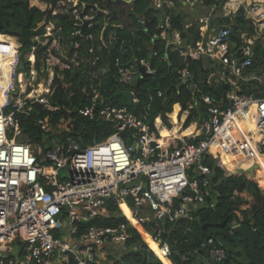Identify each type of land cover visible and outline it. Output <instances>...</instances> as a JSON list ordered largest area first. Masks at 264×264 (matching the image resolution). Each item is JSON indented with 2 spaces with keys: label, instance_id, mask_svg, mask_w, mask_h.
Listing matches in <instances>:
<instances>
[{
  "label": "built area",
  "instance_id": "obj_1",
  "mask_svg": "<svg viewBox=\"0 0 264 264\" xmlns=\"http://www.w3.org/2000/svg\"><path fill=\"white\" fill-rule=\"evenodd\" d=\"M66 1L74 3L73 39L77 36L93 38L91 28L99 11L106 19L98 47H109L115 42L113 32L108 39L105 37L112 15L110 8L88 5L85 0H60L58 6ZM212 1V4L206 0H152L151 3V7L161 13L152 43L156 38H163L185 58L186 64L176 70L179 83L194 87L190 61L208 58L214 66L208 83L230 85L219 101L211 94L202 95L208 118L202 123L195 122L190 134H184V130L191 126L184 128L183 125L178 126L179 131L173 132L169 139L154 134L147 115L136 114L126 104L106 102L108 96L102 91V80L90 78L94 84L87 104L68 108L70 115L61 116L57 122H53L50 115L37 118L36 124L44 132L61 127L63 132L59 140L22 141L19 138L23 128L17 112L29 113L37 103L53 111L60 109L51 102L55 91L52 59L46 61V79L32 83L26 77L31 84L26 85L25 91L16 84L10 103L0 108V264H121L122 253L127 250L126 244L131 237L130 228L141 234L163 263L145 235H149L158 244L160 253L170 259L173 251L164 238L166 224L181 219L198 220L201 208H214L217 204L213 171L205 162L207 156L226 154L235 160L253 150L264 155V95L254 90L244 91L245 83L250 90L248 84L252 80L264 86V67L261 72L252 69L254 45L258 39L264 45V0L246 6L247 16L256 27L252 36L246 32L241 34L247 43L244 48L237 46L232 24L211 25L213 12L221 0ZM196 7H200L202 13L194 16L186 27L198 22L201 38L182 46L180 31L171 29V10L189 8L194 11ZM86 19L88 23L83 34L82 25ZM137 22L149 30L148 19L140 16ZM57 33L48 30L44 36ZM73 39L72 48H78V40L74 42ZM35 49L33 46L29 58L32 65L36 62ZM129 52L126 45L121 47V54ZM114 66L117 79L130 86L121 88L131 91L139 78L156 72L147 57L125 61L122 56H116ZM18 73L16 65V75ZM32 79L35 80V76ZM158 94L162 96L163 92L159 90ZM133 100L139 103L138 93H134ZM197 103L196 100L190 102L189 107ZM73 115L110 122L115 131L86 144L84 139L80 140L83 137L76 129ZM250 122L254 129L248 127ZM236 125H239L238 134L234 132ZM43 143H49L48 147L44 148ZM258 165L255 161L252 166ZM63 169L66 174L61 173ZM110 200L117 203V216H125L127 220L115 225L92 223L112 215ZM122 203L129 208L130 216ZM242 224L234 220L230 231L234 233ZM251 229L257 231L256 227ZM17 242L23 246L21 252L14 248ZM205 249L208 264H221L226 258L224 248L215 246L213 236L201 241L198 250L205 252ZM186 258L184 254L182 259Z\"/></svg>",
  "mask_w": 264,
  "mask_h": 264
},
{
  "label": "trees",
  "instance_id": "obj_2",
  "mask_svg": "<svg viewBox=\"0 0 264 264\" xmlns=\"http://www.w3.org/2000/svg\"><path fill=\"white\" fill-rule=\"evenodd\" d=\"M60 0H45L46 7L41 8L31 5L30 0H0V53L5 50L8 55V65L11 69L13 82L3 88V95L6 98L4 107L10 103L12 87L16 86V65L18 62L19 45L15 37L21 42L23 51H31L36 47V65L42 71L46 69L47 59L58 61L55 69V91L51 96V102L60 106L59 110H50L42 104H34L33 110L29 113H20L18 116L23 128L20 140L29 143L43 142L46 132L37 124L39 117L50 115L53 122L61 116H69L68 108L80 107L87 104L92 95V82L90 72L95 71L99 66L108 63V73L102 80L101 88L103 93L110 96L117 87H130L124 85L117 79L114 61L116 56H122L126 61L133 57H147L153 68L154 74H146L140 78L139 103L136 108L129 106V109L138 115H147L148 122L151 124L154 134H161L168 139L173 136V132H178L180 125L184 128V134L194 131L195 122L202 123L208 117L206 106L202 99L203 94H211L217 101L225 97V93L230 89L227 83H208L209 74L214 70L212 61L208 58L191 60L190 67L193 72L192 82L194 87L182 85L176 76V70L186 64L181 52L168 45L167 40L156 38L152 43L154 34L157 33V25L161 19V13L151 7L152 0H134L127 3L124 0H85L88 5L97 4L99 8H110L112 15L109 17V26L105 29V37L108 39L110 33L115 34V42L109 47L99 48V34L103 29L106 15L97 11L95 25L91 28L93 38L80 36L78 48H72L71 33L74 29V20H67L61 33L70 40L69 55L78 54L76 57L82 63L77 66L71 61L68 55H60L57 49L58 35L45 37L46 26L50 23L53 13ZM212 4V0H206ZM226 0L217 3L222 6ZM91 6L88 8L90 10ZM191 10V9H190ZM193 11V10H192ZM173 19L171 29L178 30L183 39V45L196 42L201 38L198 22L186 27L193 21L189 12L172 9ZM193 14V13H191ZM194 15V14H193ZM143 16L150 21L149 30L146 31L142 24L137 22V18ZM122 24V26H112V24ZM232 24L233 37L237 46L244 48L247 43L241 36L247 33L249 36L255 34V24L247 16L245 4L241 5L237 12L229 15H215L211 25ZM15 36V37H13ZM38 37V38H37ZM40 38L48 39L46 44L40 42ZM126 45L130 52L121 54V47ZM94 50L91 52L90 49ZM85 58L81 60L83 51ZM157 55H154V52ZM254 65L253 70L261 72L264 67V45L258 39L254 45ZM166 54L168 57L166 58ZM90 59H87L89 58ZM94 61V62H93ZM8 78V76H6ZM98 81V80H96ZM95 81V82H96ZM69 83V85H67ZM251 88L247 89L246 83L244 91H257L258 95H264V86L258 80H252L248 84ZM85 86L87 88L84 90ZM163 92L162 96L158 91ZM16 97V96H15ZM198 101L193 108L189 107L190 102ZM111 104L124 105L125 98L119 96ZM173 113V114H171ZM77 131L83 137L86 144H92L101 140L115 131L110 122L103 120H88L73 115ZM253 124V123H252ZM254 125V124H253ZM239 125H236L234 132L238 134ZM174 127V128H173ZM174 129V130H173ZM76 131V132H77ZM128 134V132H126ZM246 138V137H245ZM47 139V138H46ZM192 139V138H191ZM130 142V140H128ZM45 144V148L49 143ZM212 171V183L217 193V204L214 208L203 207L199 210V219L188 221L181 219L175 223L168 222L165 226L164 238L170 242L173 251L172 258L176 264H208L207 250H198L204 238L213 236L215 246H221L226 252V258L221 264H244L248 261L246 253L247 246L242 242L239 235L230 231V224L237 220L250 227H256L257 231L264 234V192L260 189L253 179L251 170L237 169V165L249 168L254 163L252 156L247 154L245 157H235L230 155H210L205 159ZM262 174L261 187L264 189V171L259 168ZM243 192H248L254 199L249 201ZM243 204H249L243 207ZM109 206L113 210L108 218L95 220L92 223L115 225L120 221L127 220L125 216H117V203L109 201ZM212 223L213 225H209ZM205 224H208L205 227ZM131 237L127 241V250L122 253L121 264H148L156 262L158 264H172L169 258H163V263L155 256L153 251L144 242L141 234L134 228H130ZM151 248L158 253V246L155 242H149ZM134 246L131 248L130 246ZM259 255L264 261V248H259ZM186 254V260L182 256Z\"/></svg>",
  "mask_w": 264,
  "mask_h": 264
},
{
  "label": "rangeland",
  "instance_id": "obj_3",
  "mask_svg": "<svg viewBox=\"0 0 264 264\" xmlns=\"http://www.w3.org/2000/svg\"><path fill=\"white\" fill-rule=\"evenodd\" d=\"M253 1H262V0H226V2H224V4L220 7L217 5V7L215 8V15H220V14H230L232 12H237V10L239 9V7L241 5L247 6L249 3L253 2ZM31 5H36L39 6L41 8H45L46 7V3L45 0H30ZM73 8H74V3L72 2H64L63 5H61L60 7L57 6L55 11L56 13H53V16L50 20V23L47 25L46 27V32H48V30H50V32H53V34L57 33L58 35V39H59V43L57 44L56 47H58L59 49V53L60 55L64 56V55H68L69 59L71 61H74L75 64L77 66H79L77 64V62L79 61L76 57L78 56V54H73V55H69V47H70V40L68 37H64L61 33V31H59V28H64L65 26V22L67 20L71 21V20H75V15L73 13ZM81 8V6H80ZM54 11V12H55ZM186 12H189L190 15L192 17H197L199 16L202 12L200 10V7H196V9L194 11L190 10L189 8L185 10ZM193 13V14H191ZM15 37V36H13ZM18 45H19V53H18V62H17V70H18V74L16 75L17 77V85L20 86V88H22V90H24L26 88L27 84H31L30 80L26 79V77H28L29 79H31L32 83H35L36 81H43L44 79H46V75H47V69L46 70H42L40 71L37 68L36 62H32L34 63L33 65L30 63V59L31 58V51H23L21 46V42L18 40L17 37H15ZM41 43L46 44L48 42V39H39ZM84 54H82V59L85 58V50L83 51ZM1 54V53H0ZM7 55V54H6ZM8 56V55H7ZM35 57H36V49H35ZM84 57V58H83ZM37 58V57H36ZM1 59V56H0ZM9 59V57H8ZM87 59H90L87 58ZM53 67L58 63V61H53ZM94 62V61H93ZM108 63H106L103 66H99L95 71L90 72L89 76L90 78L93 79H97V78H105L107 76L108 73ZM55 72V69H54ZM34 74V75H33ZM8 76V78L6 77ZM32 76H35V80L32 79ZM11 82H13V77L11 75V69L9 68L8 62H4L3 65H0V105L3 108L4 106V102L6 101V98L3 95V88L6 87L8 84H10ZM69 85V83L67 84ZM8 110H10L9 108L5 109V112L7 113ZM18 116L20 114V112H17ZM173 114V113H171ZM61 132H63V129L61 127H57L55 130L50 131V132H46V136L45 138L47 139H52V138H56L57 140H59L61 138ZM20 140V138H19ZM44 148H45V144ZM259 166V165H258ZM258 166H250L249 168H243L241 166H236L237 169H244V170H251V174L253 176V179L256 181V183L258 184V186L260 187V189L262 190V192H264L263 187H261V180H262V174H260L259 172V167ZM62 174H66L67 171L66 170H62L61 172ZM197 174V173H196ZM243 196H245V198L248 199L249 204L251 202H254L253 197L248 193V192H243L242 193ZM249 204H243V207H248ZM14 248L16 250V252H21L22 251V244L17 242L14 244ZM119 252H121L119 250ZM173 258H170V260H172Z\"/></svg>",
  "mask_w": 264,
  "mask_h": 264
},
{
  "label": "water",
  "instance_id": "obj_4",
  "mask_svg": "<svg viewBox=\"0 0 264 264\" xmlns=\"http://www.w3.org/2000/svg\"><path fill=\"white\" fill-rule=\"evenodd\" d=\"M88 23V20L86 19L84 21V24L82 25V33L85 34V27ZM79 36L73 39V41H77ZM140 78L137 80L136 84L133 87V91L128 89H122L121 87H117L114 93L110 96H108V101H112L114 98L123 96L125 98V104L127 106H131L133 108H136L138 106V103L133 100L134 93H139V85H140ZM81 141H83V138H80ZM208 224H205V227ZM209 225H213L210 223ZM234 233L239 235L242 242L247 246V256L248 261L244 264H264V261L261 260L258 247L264 248V234H261L258 231H253L250 226L247 224H242L237 226L234 229ZM148 264H158L156 262H149Z\"/></svg>",
  "mask_w": 264,
  "mask_h": 264
},
{
  "label": "bare ground",
  "instance_id": "obj_5",
  "mask_svg": "<svg viewBox=\"0 0 264 264\" xmlns=\"http://www.w3.org/2000/svg\"><path fill=\"white\" fill-rule=\"evenodd\" d=\"M7 59H8V56L6 55V51L3 50V52H2V58L0 59V65H3L4 62H5ZM13 88H14V86L12 87V90H13ZM25 90H26V89H24L23 91H25ZM15 98H18V97L16 96ZM0 108H2L1 105H0ZM248 127H250L251 129H254V128H255V126L252 124V122H250V124H248ZM249 155L252 156V161H253V163H255V161H258V162H259V166H258V167L261 168V169H263V171H264V155H261V154L257 153L256 150L251 151V153H249ZM122 207H123V209L125 210V212L130 216L129 208L126 206L125 203H122ZM146 238H147V241H153V240L150 238V236L147 235V234H146ZM153 242H155V241H153ZM158 254H160L161 257L167 258V257L163 256V255L160 253L159 249H158Z\"/></svg>",
  "mask_w": 264,
  "mask_h": 264
},
{
  "label": "crops",
  "instance_id": "obj_6",
  "mask_svg": "<svg viewBox=\"0 0 264 264\" xmlns=\"http://www.w3.org/2000/svg\"><path fill=\"white\" fill-rule=\"evenodd\" d=\"M116 26L118 27V26H122V24H116ZM238 127V126H237ZM239 128V127H238ZM146 236V235H145ZM148 242H150V241H148ZM151 242H153V241H151ZM156 243V242H155ZM156 245L158 246V244L156 243ZM164 257H161V259H163ZM171 262H172V264H176L174 261H173V259L172 260H170Z\"/></svg>",
  "mask_w": 264,
  "mask_h": 264
},
{
  "label": "flooded vegetation",
  "instance_id": "obj_7",
  "mask_svg": "<svg viewBox=\"0 0 264 264\" xmlns=\"http://www.w3.org/2000/svg\"><path fill=\"white\" fill-rule=\"evenodd\" d=\"M2 52H3V51H2ZM2 52H1V54H0L1 58H2ZM5 62H8V59H7Z\"/></svg>",
  "mask_w": 264,
  "mask_h": 264
}]
</instances>
